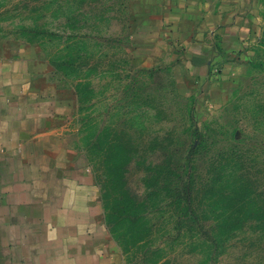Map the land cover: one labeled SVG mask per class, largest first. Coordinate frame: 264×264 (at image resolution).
Instances as JSON below:
<instances>
[{
  "label": "rangeland",
  "instance_id": "rangeland-1",
  "mask_svg": "<svg viewBox=\"0 0 264 264\" xmlns=\"http://www.w3.org/2000/svg\"><path fill=\"white\" fill-rule=\"evenodd\" d=\"M0 54L61 91L109 264H264V0H0Z\"/></svg>",
  "mask_w": 264,
  "mask_h": 264
},
{
  "label": "crops",
  "instance_id": "crops-1",
  "mask_svg": "<svg viewBox=\"0 0 264 264\" xmlns=\"http://www.w3.org/2000/svg\"><path fill=\"white\" fill-rule=\"evenodd\" d=\"M34 62L0 54V264H109L94 184L56 148L61 91Z\"/></svg>",
  "mask_w": 264,
  "mask_h": 264
}]
</instances>
